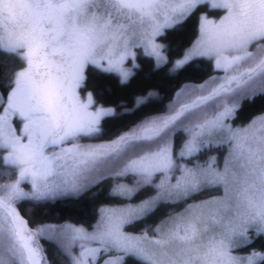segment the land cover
<instances>
[{"label": "snow or ice", "instance_id": "6c2138e0", "mask_svg": "<svg viewBox=\"0 0 264 264\" xmlns=\"http://www.w3.org/2000/svg\"><path fill=\"white\" fill-rule=\"evenodd\" d=\"M0 264H264V0H0Z\"/></svg>", "mask_w": 264, "mask_h": 264}, {"label": "trees", "instance_id": "16d2710c", "mask_svg": "<svg viewBox=\"0 0 264 264\" xmlns=\"http://www.w3.org/2000/svg\"><path fill=\"white\" fill-rule=\"evenodd\" d=\"M59 207L65 209V212H64L65 215L77 217V213L74 211H71V208H72L71 205L62 204ZM77 218H79V217H77Z\"/></svg>", "mask_w": 264, "mask_h": 264}]
</instances>
